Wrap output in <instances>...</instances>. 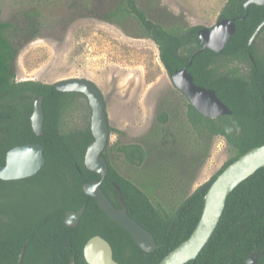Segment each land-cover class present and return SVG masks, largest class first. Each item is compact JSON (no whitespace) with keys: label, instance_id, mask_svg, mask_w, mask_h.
Instances as JSON below:
<instances>
[{"label":"trees","instance_id":"16d2710c","mask_svg":"<svg viewBox=\"0 0 264 264\" xmlns=\"http://www.w3.org/2000/svg\"><path fill=\"white\" fill-rule=\"evenodd\" d=\"M64 1L59 0L58 6L65 5L71 11L72 21L95 18L118 24L122 18L136 19L144 37L158 46L161 62L170 78L176 71L189 66L194 57L189 73L194 77L195 84L214 90L232 115L216 119L205 117L183 94L186 99V120L179 130L177 141L190 138L195 146H203L204 142L207 151L214 140L221 137L235 155L173 213L172 208L162 211L156 207L141 187L120 174L112 164L115 149L130 165L144 168L146 159L163 151L162 147L169 139L168 128L155 130V136L162 134V138L167 139H160V144L155 143L148 150L140 144H115L110 147L109 142L103 156L110 172L102 188L117 208H121V193L129 215L151 232L161 246L154 253H146L101 210L94 198L84 192L85 184L101 179L99 174L88 170L85 165L88 147L94 141L91 122L86 128L70 133H63L60 126L66 109L74 104L77 97L87 99L85 95L63 93L55 85L35 81L16 82L20 51L24 44L39 36L42 24L39 18L44 17V11L35 8L23 10L21 22H4L0 18V164H5L10 150L28 144L42 145L46 159L36 176L19 181L39 185V189L32 190L28 203L30 216L10 228L7 231L10 234L1 236V241L4 240L1 243L15 246L17 259L21 247L28 241L25 258L30 264H72V261L74 264H88L84 248L91 238L101 236L111 244L114 259L119 264H160L196 229L206 194L218 176L239 157L264 145V56L257 49L264 28L253 45H249L264 22V6L251 5L247 12V0H228L221 11L220 20L235 19L237 32L223 53L206 50L196 55L202 49L198 37L202 27L166 29L148 20L138 8L136 0H126L109 12L103 11L97 0ZM245 16L244 20H239ZM233 61L246 63L249 66L248 74L243 75L238 69L219 70V64L227 66ZM40 96H44L45 124L43 134L37 136L31 118ZM159 119L163 125H167L170 117L163 113ZM171 157L167 156L158 167H150L152 172L148 173L149 178L144 174L142 179L147 190L163 187L169 180L173 181L170 174L176 167L168 159ZM84 207L85 213L78 227H68L65 224L67 212L79 211ZM256 253L262 254L257 264H264V168L232 192L211 240L198 259L189 264H248L251 255Z\"/></svg>","mask_w":264,"mask_h":264},{"label":"rangeland","instance_id":"374dc122","mask_svg":"<svg viewBox=\"0 0 264 264\" xmlns=\"http://www.w3.org/2000/svg\"><path fill=\"white\" fill-rule=\"evenodd\" d=\"M58 1L0 0V18L4 22H21L23 10L35 8L44 11V17L39 18L42 23L39 36L24 44L20 51L16 82L35 81L55 85L70 79H87L95 83L107 104L112 128L110 147L115 144H140L148 150L153 144H160V139L169 137L162 147L163 151L146 159L144 168L130 165L115 149L112 164L120 174L141 187L156 207L162 211L172 208L174 213L189 195L208 183L235 152L221 137H217L207 151L204 142L203 146H195L190 138L177 141L179 130L186 120V99L162 64L158 46L144 37L136 19L122 18L118 24L95 18L72 21L71 11L65 5L58 6ZM97 1L103 11L109 12L126 0ZM227 2L136 0L148 20L166 29L211 28L220 20ZM257 49L264 56V34L257 42ZM226 69H238L243 75L249 72L246 63L236 61L227 66L219 64L220 71ZM163 113L170 117L167 125L159 119ZM91 119L88 99L77 97L62 116L61 131L82 130ZM160 127L168 128L167 138L163 139L162 134L154 135ZM167 156H172L168 159L176 167L170 174L173 181L147 190L142 179L144 174L149 178L150 167H158Z\"/></svg>","mask_w":264,"mask_h":264},{"label":"water","instance_id":"95a60500","mask_svg":"<svg viewBox=\"0 0 264 264\" xmlns=\"http://www.w3.org/2000/svg\"><path fill=\"white\" fill-rule=\"evenodd\" d=\"M251 5L264 6V0H247L245 3L247 12ZM245 18L246 16L239 20ZM263 28L264 22L251 38L250 46L256 41ZM236 32L235 19H221L211 28H202L198 34L202 49L196 55L206 50L219 54L223 53ZM193 59L194 57L189 66L175 72L172 77L175 87L205 117L216 119L221 116L232 115L231 110L221 101L214 90L195 84L194 77L189 73ZM251 60L253 61L252 57ZM55 87L63 93L85 95L92 110L91 131L94 141L88 147L85 165L88 170L99 174L101 179L85 184L84 192L94 198L101 210L114 223L122 227L143 251L154 253L161 246L157 244L151 232L129 215L123 195L121 193L119 195L121 208H117L102 188V184L110 172L109 164L103 153L111 141L107 104L102 91L95 83L87 79H70L55 84ZM31 122L35 134L41 136L45 124L44 96H40L36 100ZM45 160L42 145L17 146L8 152L6 165L0 166V180L13 181L31 178L41 170ZM262 168H264V145L242 155L228 166L209 188L205 197L202 216L190 238L169 253L160 264H189L196 261L215 233L224 215L229 196L240 184ZM117 189L120 191V188ZM84 213L85 207L79 211H68L65 224L68 227L77 228ZM27 246L28 243L23 247L20 263L24 258ZM261 256L260 253L252 254L247 263L257 264ZM84 257L88 264H119L114 259L111 244L101 236H95L87 242L84 248Z\"/></svg>","mask_w":264,"mask_h":264},{"label":"flooded vegetation","instance_id":"af4514ba","mask_svg":"<svg viewBox=\"0 0 264 264\" xmlns=\"http://www.w3.org/2000/svg\"><path fill=\"white\" fill-rule=\"evenodd\" d=\"M6 160L5 164H0V166H5ZM19 181L20 180H0V264H30L29 261L25 258L26 253L22 262L20 263V255L25 244L28 243L29 245L28 241H26L23 247H21L17 259V249L15 248V246H5L1 243L2 241H4H1V236L10 234V232H7L8 230H10V228L17 226L21 223L20 221L30 216L31 207L28 205L30 196L32 195V190L39 189V185L33 183H19Z\"/></svg>","mask_w":264,"mask_h":264}]
</instances>
